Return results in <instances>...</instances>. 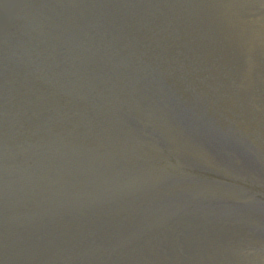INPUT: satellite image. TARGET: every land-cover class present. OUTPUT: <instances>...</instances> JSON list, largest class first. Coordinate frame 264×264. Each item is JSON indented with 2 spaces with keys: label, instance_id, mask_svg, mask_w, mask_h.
<instances>
[{
  "label": "water",
  "instance_id": "1",
  "mask_svg": "<svg viewBox=\"0 0 264 264\" xmlns=\"http://www.w3.org/2000/svg\"><path fill=\"white\" fill-rule=\"evenodd\" d=\"M0 264H264V0H0Z\"/></svg>",
  "mask_w": 264,
  "mask_h": 264
}]
</instances>
